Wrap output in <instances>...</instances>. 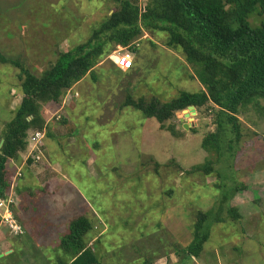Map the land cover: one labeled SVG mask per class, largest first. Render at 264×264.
I'll return each mask as SVG.
<instances>
[{"label": "rangeland", "instance_id": "obj_1", "mask_svg": "<svg viewBox=\"0 0 264 264\" xmlns=\"http://www.w3.org/2000/svg\"><path fill=\"white\" fill-rule=\"evenodd\" d=\"M146 2L138 0L141 7ZM116 3L0 0V50L34 73H44L58 53L86 42ZM263 20L264 13L250 16L252 25ZM166 41V33L145 30L128 47L109 43L110 52L60 102L43 104L44 137L33 152L31 145L19 160L8 162L11 179L21 173L12 188L15 203L10 208L25 232L15 235L0 223L14 244L0 264L69 261L59 243L78 215L93 222L86 240L96 249L100 264H264V201L262 212L245 213L244 224L233 216L213 223L201 254L184 255L193 239L196 211L217 204L218 172L226 163L216 164L218 171L210 175L195 170L216 157L202 146L207 132L216 128L214 112L195 109L192 114L186 108L162 128L141 111L122 108L128 94L167 101L181 91L203 88L183 51L168 47ZM115 51L129 52L133 68H119L112 58ZM19 71L10 63L0 64V144L23 98ZM249 107L247 114L238 115L242 131L251 135L249 124L264 132V109ZM171 126L177 136L168 130ZM250 139L253 143L245 145ZM237 142L235 150H245L243 165L254 166L259 158L264 162L262 140L251 135Z\"/></svg>", "mask_w": 264, "mask_h": 264}, {"label": "trees", "instance_id": "obj_2", "mask_svg": "<svg viewBox=\"0 0 264 264\" xmlns=\"http://www.w3.org/2000/svg\"><path fill=\"white\" fill-rule=\"evenodd\" d=\"M115 1L116 8L94 29L91 37L58 53L44 73H34L20 60L9 58L0 50V64L10 63L20 69L18 79L23 92L13 118L3 130L0 197H7L13 191L8 162L19 160L21 153L29 148L32 129L34 134L45 128L43 104L60 102L69 89L93 71L100 57L108 52L109 43L128 47L145 30L164 32L167 46L183 51L203 88L194 93L181 91L167 101L156 96L128 94L122 108L139 110L144 117L156 119L162 128L177 112L190 106L197 112H214L216 128L207 132L202 146L216 157L207 158L195 170L210 175L218 171L215 165L222 162L226 168L218 172L221 184L216 188L221 192L217 204L208 211L195 213L193 239L184 249V255L197 257L210 238L213 223H225L228 216L241 218L230 204L234 193L246 188L233 179L234 162L240 151L235 150V144L243 136L238 115L247 114L249 105L264 109V20L258 25L250 21L255 12L264 13V0H147L144 7L138 0ZM168 130L178 135L174 126ZM92 230L93 222L88 216L74 217L59 243L70 260H59L58 264H100L96 249L86 240Z\"/></svg>", "mask_w": 264, "mask_h": 264}, {"label": "crops", "instance_id": "obj_3", "mask_svg": "<svg viewBox=\"0 0 264 264\" xmlns=\"http://www.w3.org/2000/svg\"><path fill=\"white\" fill-rule=\"evenodd\" d=\"M77 84L78 83H76L75 85ZM246 125L249 129H251V135H254L256 139L262 140L264 142V132L261 131V133H259V129L256 125ZM243 133L245 134V136H251L250 134L244 131ZM256 133L258 134L256 135ZM245 136H243L242 139H244ZM252 140L253 139L248 140L245 145L249 144L250 141L253 143ZM244 151L245 150L241 148L235 159L233 168V179L238 185L245 186L246 188H242V190L236 191L230 200L231 206L235 207L241 215V218L239 220L240 225L245 223L242 222L244 220L245 213L253 212L256 214L262 212L261 206L264 201V162L263 160L261 161V158H259L255 163H253L254 166H250L249 162H246L245 165H243L240 160L241 157L244 155ZM262 155L263 156L261 157H263L264 159V154ZM14 201L15 198L13 196V202ZM258 202L260 203V205L256 204ZM25 226L26 224L24 225V227ZM2 227L5 226H2L0 224V257L4 256L7 253L13 252L14 246V244L11 243V240L7 237L6 230ZM243 238H245V236L242 235L239 239L243 240ZM260 245L262 246L263 243L260 242ZM262 256L264 257V253L262 254Z\"/></svg>", "mask_w": 264, "mask_h": 264}, {"label": "built area", "instance_id": "obj_4", "mask_svg": "<svg viewBox=\"0 0 264 264\" xmlns=\"http://www.w3.org/2000/svg\"><path fill=\"white\" fill-rule=\"evenodd\" d=\"M122 49V48H120ZM112 58L116 65L121 68L122 70H129L133 67V59L129 52L120 53L115 51L112 54ZM44 137L43 131H37L30 136V146L32 145L31 152L37 147L38 142ZM34 145V146H33ZM21 173L17 172V174L12 177V188L16 181V177L20 176ZM13 202V191H10L7 197H0V223L7 225L11 231L15 235H22L24 234V228L21 224L18 223L16 218L14 217L12 210L10 208V204Z\"/></svg>", "mask_w": 264, "mask_h": 264}, {"label": "water", "instance_id": "obj_5", "mask_svg": "<svg viewBox=\"0 0 264 264\" xmlns=\"http://www.w3.org/2000/svg\"><path fill=\"white\" fill-rule=\"evenodd\" d=\"M192 111V114H196V112H194L193 110H195V107L194 106H190L189 108H188V110L187 111ZM187 116H189L190 115V113L189 112H187V114H186ZM184 127L185 128H188V124H184ZM2 143H3V140H2V142H1V144H0V146L2 145Z\"/></svg>", "mask_w": 264, "mask_h": 264}]
</instances>
